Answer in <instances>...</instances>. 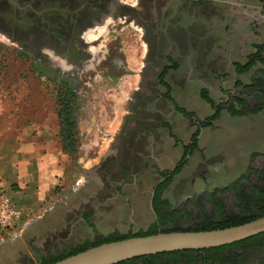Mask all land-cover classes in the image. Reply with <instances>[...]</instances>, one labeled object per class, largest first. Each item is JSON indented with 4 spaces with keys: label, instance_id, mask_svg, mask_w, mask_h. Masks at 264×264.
Segmentation results:
<instances>
[{
    "label": "rangeland",
    "instance_id": "obj_1",
    "mask_svg": "<svg viewBox=\"0 0 264 264\" xmlns=\"http://www.w3.org/2000/svg\"><path fill=\"white\" fill-rule=\"evenodd\" d=\"M120 1L135 5V0ZM251 3L263 6L264 14V0ZM127 13L118 10L98 25L103 27L89 29L80 43L66 47L54 34L51 41L41 32L26 38L29 24L55 31L53 19H30L24 12L17 25L15 11H4L0 2V160H10L17 149L37 140L52 142L55 151L54 186L40 211L16 230L18 241L0 248V264H40L86 243L149 232H196L262 209L264 90L257 84L258 71L249 70L253 81L241 83L245 88L236 97L220 104L209 99L218 113L211 124L207 121L215 110L198 92L191 97L192 91L177 89L184 85L179 76L168 83L174 87L168 97H163L167 89L159 88L162 97L156 102L152 96L131 95L145 70V51L141 21H128ZM119 97L130 101L117 102ZM66 105L73 128L68 142L58 119ZM124 113L129 115L125 120ZM159 122L169 128L161 136L155 126ZM138 131L145 133L141 140ZM164 180L159 202L166 209L156 207L157 220L151 196ZM0 183L12 196L9 186ZM250 246L227 250L222 257L226 264H264V239L256 249ZM174 263L190 264L183 259L169 264Z\"/></svg>",
    "mask_w": 264,
    "mask_h": 264
},
{
    "label": "crops",
    "instance_id": "obj_2",
    "mask_svg": "<svg viewBox=\"0 0 264 264\" xmlns=\"http://www.w3.org/2000/svg\"><path fill=\"white\" fill-rule=\"evenodd\" d=\"M253 1L183 0L181 9L168 15L164 28L170 43L168 55L179 66V79L184 82L179 87L176 85L177 89L192 91L191 97L198 92L196 95L199 98H217L219 104L223 99L236 97L245 88V84L241 83L253 81L251 71L242 73L239 69L262 47L263 62L256 63L254 70L259 74V90H264V22L258 19L256 13L263 17L264 14L261 6L252 4ZM256 20L261 23L257 31L252 32L249 26ZM178 37H182V41ZM147 50V42L144 41V58ZM168 80L166 84L170 82ZM170 87L174 89L172 85ZM116 100L123 103L128 98L119 97ZM127 116L124 113L122 118L125 120ZM123 124L124 121L119 122L115 127L112 141L119 135ZM52 144L45 145L37 140L32 145L17 149L15 155L9 157L10 160H0V180L9 186L16 206L28 219L40 211L54 186L50 177L55 158ZM28 219L21 225L28 224ZM16 241L17 231L1 240L0 248Z\"/></svg>",
    "mask_w": 264,
    "mask_h": 264
},
{
    "label": "flooded vegetation",
    "instance_id": "obj_3",
    "mask_svg": "<svg viewBox=\"0 0 264 264\" xmlns=\"http://www.w3.org/2000/svg\"><path fill=\"white\" fill-rule=\"evenodd\" d=\"M0 2L3 4L4 11H15L16 18H13V21L16 20V22H18V18L24 15V12L26 14V18L35 17L34 14L29 12V8L31 7L35 8V11H37L38 14L36 15L38 17L49 18L51 20L53 19V21L56 22L57 27L55 28V31L51 30L50 33H48V29L38 31L33 27V25L29 24L27 30L25 31V33L29 36H26V38H35L36 32H41V36L42 38L44 37V40L46 39L47 41H51L53 38H51L50 35L54 34L58 38H63L64 45L66 47H70L73 43H80L84 34L89 31V29H93L100 25L103 23V20L110 15L113 18L116 16L118 10H127L128 13L126 18L128 21H141L137 22V25L138 28L141 29L143 43L144 41L147 42L148 46L147 55L145 56L143 63L145 70L140 75V83L137 85V88L131 91L130 94H140L145 97L152 96L155 98V101L153 102H156L157 99L162 97L159 93L160 87L163 86L167 89L163 97H168L169 91L172 90L170 85L165 83L166 79L168 78L170 81H173L174 75L179 76V66H177L175 64V60L171 59L168 55L170 43L168 42V35L164 28L169 20L168 15H171L174 11L181 9L184 4L183 0H135V5L123 3L120 0H0ZM261 10H263V6H261ZM41 20L43 21V19ZM19 23L21 24V22L16 24L20 25ZM259 23L261 22L256 20L250 24L249 27L252 29V32L257 31L256 29H258ZM98 27H103V25ZM135 27L137 26L135 25ZM17 34L19 35L20 32H17ZM20 36L22 35L20 34ZM20 38L23 39L22 37ZM181 38L182 37H178L180 41H182ZM19 41L20 40H18V43L20 44L23 42ZM80 71L81 69L79 72ZM143 82L145 84L149 83L151 86H144L146 87L144 88L142 87ZM128 101H130L129 98ZM148 123H150V120L146 122V124ZM166 125V122L155 123V126L159 127L157 135L161 136V130L165 128ZM144 132L148 134L150 133L148 129ZM144 132H136V136L139 140L145 136ZM128 136V139L132 138L131 134ZM125 172H127V169ZM165 181L166 180L163 182L161 181L153 188L150 202V206L153 210H156V207L161 210L166 209L165 204L161 201L159 202V193L162 191V185ZM201 196L202 194L198 193V198H196L198 204ZM187 201H190V199ZM154 214L158 220L161 214H158V212L157 215L155 212ZM84 218L87 219L86 217ZM88 218L90 219V217Z\"/></svg>",
    "mask_w": 264,
    "mask_h": 264
},
{
    "label": "water",
    "instance_id": "obj_4",
    "mask_svg": "<svg viewBox=\"0 0 264 264\" xmlns=\"http://www.w3.org/2000/svg\"><path fill=\"white\" fill-rule=\"evenodd\" d=\"M256 16L260 21L264 22L263 16L258 13H256ZM263 234L264 217L241 226L221 230L158 232L150 236L105 243L54 264H120L161 254L218 249Z\"/></svg>",
    "mask_w": 264,
    "mask_h": 264
},
{
    "label": "trees",
    "instance_id": "obj_5",
    "mask_svg": "<svg viewBox=\"0 0 264 264\" xmlns=\"http://www.w3.org/2000/svg\"><path fill=\"white\" fill-rule=\"evenodd\" d=\"M29 12L31 14H34L35 16L38 15L37 11H35V8H32V7L29 8ZM29 18L31 19V17H29ZM54 24H56V23H54ZM45 29L47 30L48 27ZM261 48H258L255 55H253V57L248 61V63L239 69V70H241L242 73L248 72L250 69H252L255 66L256 63L262 64L263 60L261 58V53H262ZM203 99L208 104L211 105V107L215 110V112L217 111L216 107L214 106V104L209 99H207L206 97H203ZM59 101L61 102L63 100H59ZM60 104L62 105L63 102ZM242 104H243V102H242ZM180 112L183 114V116L188 117V114L184 110H180ZM71 115H72L71 109L67 105L65 107L61 108L60 111L58 112V119L61 122V124L63 125V131H62L61 137L63 138L64 142H68L72 138L73 128H72V123L70 122L71 117H72ZM217 117H218V113L216 112V114L214 116H212L211 118H209L207 122L209 124H211L214 120H216ZM196 138H197V135L192 137L191 140L193 143L191 146H189L190 149L194 147V144H196ZM179 169L180 168L175 170L172 173V176H174V174H176L179 171ZM172 176H170L169 181L172 178ZM262 192H263V194L261 193V195H260L261 203H262V209H260L257 214H255L251 217H248V218H240V219L230 218V219H227L224 224L210 225V226L204 227L202 229H198V230H196V232L221 230V229L231 228V227H235V226H241L243 224H246V223H249V222L254 221L256 219L264 217V190H262ZM154 211L157 215L156 210H154ZM154 234H157V232L137 234L135 236L121 237V238H117V239L101 240L95 244L86 243L84 246H80V247H76L74 249H71L69 251V253H67V254L62 253L60 256H57V257H52L49 259H42V262L40 264H54L56 262H59L65 258H67V257L76 255V254L84 252L90 248L97 247V246H100V245L105 244V243H111V242H115V241L125 240L128 238L145 237V236H150V235H154ZM263 239H264V234L259 235V236L254 237V238H251V239H248V240L240 242V243H236V244L231 245V246L221 247L218 249H212V250H208V251H198V252L188 251V252H183V253L161 254V255H155V256H149V257L134 259V260H131L128 262L120 263V264H169L170 260H173V259L175 260V262L177 261V259H183L184 261H189L190 264H226L227 258H224V256L222 257V253H224L227 250L233 249V248H240L243 250L250 249L251 243H254L253 248L256 249L261 244ZM220 254H221V257H220ZM174 264H176V263H174Z\"/></svg>",
    "mask_w": 264,
    "mask_h": 264
},
{
    "label": "built area",
    "instance_id": "obj_6",
    "mask_svg": "<svg viewBox=\"0 0 264 264\" xmlns=\"http://www.w3.org/2000/svg\"><path fill=\"white\" fill-rule=\"evenodd\" d=\"M25 219L26 215L16 207L13 197L5 192L0 183V241L14 233Z\"/></svg>",
    "mask_w": 264,
    "mask_h": 264
}]
</instances>
